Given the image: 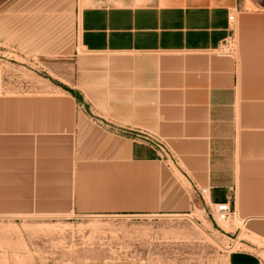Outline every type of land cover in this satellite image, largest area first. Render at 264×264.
Returning a JSON list of instances; mask_svg holds the SVG:
<instances>
[{
    "label": "crops",
    "instance_id": "crops-1",
    "mask_svg": "<svg viewBox=\"0 0 264 264\" xmlns=\"http://www.w3.org/2000/svg\"><path fill=\"white\" fill-rule=\"evenodd\" d=\"M80 1L72 91L9 93L0 65V217L184 214L208 187L264 245V9ZM243 244L229 264H264Z\"/></svg>",
    "mask_w": 264,
    "mask_h": 264
},
{
    "label": "rangeland",
    "instance_id": "rangeland-1",
    "mask_svg": "<svg viewBox=\"0 0 264 264\" xmlns=\"http://www.w3.org/2000/svg\"><path fill=\"white\" fill-rule=\"evenodd\" d=\"M244 1L264 9V0ZM82 6L80 0H0L7 92L72 91ZM196 203L184 214L0 217V264H229L247 241L264 256V245L237 219H227V230L202 197Z\"/></svg>",
    "mask_w": 264,
    "mask_h": 264
},
{
    "label": "built area",
    "instance_id": "built-area-1",
    "mask_svg": "<svg viewBox=\"0 0 264 264\" xmlns=\"http://www.w3.org/2000/svg\"><path fill=\"white\" fill-rule=\"evenodd\" d=\"M234 15H230V19H233ZM235 47H234V41L232 38L226 39V41L223 42V44L219 47L218 52L222 55H231L233 54ZM145 142L150 144L152 147H158L160 149H163L166 151V153L170 154L167 146L160 141L158 138L152 136V135H144L142 137ZM198 192L201 195V197L205 200L207 203V197L210 196L211 191L208 187L198 188ZM211 213L214 217L220 218V219H231L235 218L236 216V210L233 206V198L232 196H228V198L225 201H219L214 202L210 205Z\"/></svg>",
    "mask_w": 264,
    "mask_h": 264
},
{
    "label": "bare ground",
    "instance_id": "bare-ground-1",
    "mask_svg": "<svg viewBox=\"0 0 264 264\" xmlns=\"http://www.w3.org/2000/svg\"><path fill=\"white\" fill-rule=\"evenodd\" d=\"M235 219H236V217H235ZM218 221H219L220 223H227V222H228L227 220L220 219V218H218Z\"/></svg>",
    "mask_w": 264,
    "mask_h": 264
}]
</instances>
